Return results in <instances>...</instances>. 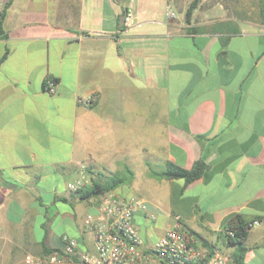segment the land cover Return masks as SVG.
Here are the masks:
<instances>
[{
    "label": "crops",
    "instance_id": "0c3cea01",
    "mask_svg": "<svg viewBox=\"0 0 264 264\" xmlns=\"http://www.w3.org/2000/svg\"><path fill=\"white\" fill-rule=\"evenodd\" d=\"M202 2L190 22L177 0H11L6 7L0 218L22 236L24 256L62 245L51 230L37 240L33 226L57 200H86L58 182L78 178L81 165L92 176L138 168L157 178L151 170L167 161L190 168L203 158L205 171L187 185L158 178L167 181L166 200H146L143 215L179 214L210 246H227L221 235L235 217L259 220L247 230L244 264H264V24L218 3L219 15L206 16L211 7ZM128 4L131 28L122 17ZM47 77L57 82L54 93L44 89ZM160 90L177 103L160 107ZM90 96L92 105L80 103ZM102 135L114 138L108 149L89 147ZM88 200L95 208L97 197Z\"/></svg>",
    "mask_w": 264,
    "mask_h": 264
},
{
    "label": "built area",
    "instance_id": "2783aa9c",
    "mask_svg": "<svg viewBox=\"0 0 264 264\" xmlns=\"http://www.w3.org/2000/svg\"><path fill=\"white\" fill-rule=\"evenodd\" d=\"M9 0H0V17ZM126 28L135 25L131 6L126 5L123 13ZM168 16L174 11L168 8ZM56 80L47 77L44 89L48 93L56 91ZM95 96L80 98V103L90 106ZM78 178L67 183L70 191L85 188L88 180L84 177V165ZM94 211L84 217L86 232L91 244L83 249L72 236L62 234V245L47 254L36 256L28 253L22 264H236L230 253L218 246L205 244L186 224L179 214H172L173 222L154 241L145 242L136 223L137 214L150 210L148 202L136 195L121 196L107 191L97 196ZM259 220L247 222V228L259 224ZM223 236H234V230H223ZM225 243V244H226Z\"/></svg>",
    "mask_w": 264,
    "mask_h": 264
},
{
    "label": "rangeland",
    "instance_id": "374dc122",
    "mask_svg": "<svg viewBox=\"0 0 264 264\" xmlns=\"http://www.w3.org/2000/svg\"><path fill=\"white\" fill-rule=\"evenodd\" d=\"M123 1L125 2L127 0ZM177 1L179 9L185 11L193 0ZM217 3L223 6L222 10H224L225 13H229L237 17L248 16L249 18L257 20V0H203L201 3L202 8L207 9L208 7H211L210 11L206 13V16L210 15L216 17L219 15V12L214 9V6ZM164 10L165 7L163 8V11ZM163 15L166 17L164 13ZM163 92L164 91L161 90L159 92L160 107H166L167 102L169 106H173L177 103L178 97H167L163 94ZM110 136L112 137L113 135ZM112 140L114 141V138H108L103 135L97 138H90L91 143L89 147L97 149L99 152H103L109 147L107 142ZM83 171L84 177L88 180L87 184L91 182L92 178H98V175L92 176L89 174L85 170V167ZM146 172L147 170L145 171L144 169L135 168L132 171L131 179L120 184L113 191L121 196L136 195L138 197H142L154 205L166 200L168 188L167 181L151 177ZM115 174L120 177L128 176L127 171H121ZM67 179L74 180L75 178L63 176L58 179V182L60 183V190L62 192L68 190L66 187ZM42 197L44 200L48 201V194L43 193ZM91 202L92 201L88 199L75 200V197L68 198L67 201L57 200L55 204L51 205L48 209V219H44L39 216L37 220H35L36 222L33 228L36 239L41 240L44 237L46 230H51L56 235L67 234L75 237L79 241L81 247L86 249L87 245L91 244V237L90 234L86 232L84 217L87 212H92L95 209ZM64 212H68L69 215H64ZM172 222V217H167L160 211L154 213L152 216H148L147 218L143 214L136 215V223L139 228L140 235L145 242L157 239L159 235L162 234L164 229H166ZM4 223V218H0V264H22V258L24 257L25 251V246L23 245L24 242L20 240L22 236L19 233H10L8 231V227ZM197 225L198 224L196 222L193 227L197 228ZM12 227H14V229H19L21 225L13 224ZM218 246L227 252L233 250L231 246H224L221 242ZM260 261V259L258 260L256 258V260H252L251 263L262 264Z\"/></svg>",
    "mask_w": 264,
    "mask_h": 264
},
{
    "label": "trees",
    "instance_id": "16d2710c",
    "mask_svg": "<svg viewBox=\"0 0 264 264\" xmlns=\"http://www.w3.org/2000/svg\"><path fill=\"white\" fill-rule=\"evenodd\" d=\"M199 0H193L188 8L185 11V20L186 22H190L193 10L196 8V5ZM11 0L7 2L4 7V10L0 17V33H1V21L3 19L5 9L9 5ZM257 21L260 24H264V0H257ZM6 53L0 58V63L5 58ZM207 167L206 162L203 158L196 160L190 168L183 167L179 164H176L172 161H167L164 169L156 171L151 170V174L157 178H166V179H183L185 185L195 181L199 177L202 176L203 172ZM128 172V176L120 177L116 174L114 175H104L103 173L98 174V178H92L91 182L85 186V188L79 190V194L81 199H89L91 197H97L98 195L107 192L113 191L120 184L129 181L132 176V170L129 168L126 169ZM234 221H230L229 225L225 228H231L234 230V236L227 238V245L233 246L234 251L231 256L236 264H244V254L246 251V247L244 245V240L247 235V222L239 217H235ZM223 241H225L223 233L221 235ZM55 249L44 248V254H47Z\"/></svg>",
    "mask_w": 264,
    "mask_h": 264
},
{
    "label": "water",
    "instance_id": "95a60500",
    "mask_svg": "<svg viewBox=\"0 0 264 264\" xmlns=\"http://www.w3.org/2000/svg\"><path fill=\"white\" fill-rule=\"evenodd\" d=\"M118 1H120V0H118ZM122 17H124V16H122Z\"/></svg>",
    "mask_w": 264,
    "mask_h": 264
}]
</instances>
